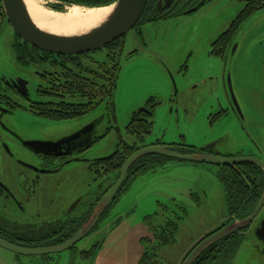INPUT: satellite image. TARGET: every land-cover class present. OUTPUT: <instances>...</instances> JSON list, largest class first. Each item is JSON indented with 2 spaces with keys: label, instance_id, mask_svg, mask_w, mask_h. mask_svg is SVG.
<instances>
[{
  "label": "rangeland",
  "instance_id": "rangeland-1",
  "mask_svg": "<svg viewBox=\"0 0 264 264\" xmlns=\"http://www.w3.org/2000/svg\"><path fill=\"white\" fill-rule=\"evenodd\" d=\"M40 1L50 9L48 2ZM244 6L245 0H211L194 13L139 24L122 41L125 46L111 112L106 101L82 119L55 122L35 116H30L31 119L17 116L12 122L13 129L25 142H46L69 136L92 120L103 119L100 130L105 135L84 152L87 160L111 156L121 142L138 149L160 141L199 150L221 139L215 151L221 156L237 155L239 146L240 158L251 150L252 144L261 150L257 154L264 158V9L252 12L232 37L219 40ZM14 38L10 25L1 28V64L9 75L18 70ZM233 43L235 48L230 52ZM105 55L104 51H98L89 59L101 61ZM130 55L134 56L128 59ZM228 79L243 115L242 121L232 114L221 119L218 116L228 104ZM151 101L155 103L151 117L153 127L150 135L140 140L129 134L126 126L132 114ZM248 143L250 145L244 147ZM10 164L21 169L13 161ZM73 164L65 167L63 173L41 176L45 183L65 184L64 193V186L55 190L41 189L40 195L45 201L42 202L43 212L49 209L52 219L66 217L62 214L72 207L70 204L78 187L87 194L96 184L89 162ZM221 171L212 165L168 160L155 172L134 178L97 227L79 242V249L96 252L85 259L74 257L70 263L138 264L151 248L144 239L153 240L151 227L159 225L161 220L151 221L150 225L144 222L145 218L154 216L163 205L170 209L178 204L185 214L178 222L176 242L158 251L157 261L181 264L204 235L227 219V194L219 179ZM113 177L102 172L98 181L108 183ZM72 194L74 197H70ZM59 195L63 196L58 201ZM245 244L232 264H264L262 253ZM56 257L59 259L55 264H69V252ZM32 261L31 257L0 248V264H39Z\"/></svg>",
  "mask_w": 264,
  "mask_h": 264
},
{
  "label": "flooded vegetation",
  "instance_id": "flooded-vegetation-1",
  "mask_svg": "<svg viewBox=\"0 0 264 264\" xmlns=\"http://www.w3.org/2000/svg\"><path fill=\"white\" fill-rule=\"evenodd\" d=\"M202 1L203 0H175L169 8L162 10L164 7V3L161 5V7H158V0L154 6L145 9V15L143 19H140L135 28L139 24H148L160 20H167L170 18H176L186 15L188 10L194 8ZM192 2L194 3V5L189 7ZM249 7H255L257 9L255 11L262 10L264 9V1L245 0V6L242 10H246ZM3 26L7 27L9 26V23L2 6V2L0 0V32ZM229 28L223 34H227L229 32ZM223 34H221V36ZM14 35L15 42L13 44V50L18 69H16V73L9 75L6 72V67L4 69L2 68L1 62L3 61L0 58V239L11 245L22 248L35 249L43 247H57L63 245L78 233V231L85 224L88 216L91 214L92 210L98 203L96 202L97 199L100 196L103 197L102 195L104 192L105 184L103 180L98 181V177H101L103 172L101 170V165L98 163L100 159L87 160L84 158V152L94 144H96L105 135V133H101L100 130V125L103 119L99 118L92 120L84 124L83 126H80L73 134L69 136H62L57 139L46 141L54 143L62 140L63 143L59 147L49 146L46 152L42 153L35 152L24 145L25 141L23 136L13 129L12 122L17 116H22L26 119H31L30 116H35L39 117L40 119L55 122L71 119L68 116L60 117L58 119L48 118V114L53 113L54 111L63 112L64 114H66V109L70 108L71 106L83 107L89 103L88 99L85 96V91H83V94H80L79 98L76 99H71L70 92L68 93V91L70 88L69 84L72 76L76 79H80V81H83V87L87 82V72H83V69L76 68L73 62L75 61L76 63L78 60L83 59L82 56L84 55L85 57L92 58L95 52L79 56L54 55L39 51L38 49L22 41L15 33ZM125 38L126 36L121 38L122 41ZM23 44H27V46L32 47L37 51H32L29 54H22L21 60L19 61L17 59L15 50L19 49V47ZM124 44L125 42H123L120 53L118 55L116 53H113L115 52L114 48L108 46L100 51H104L106 53L105 56L108 55L112 57V59L109 60L110 63H118L120 65L123 49L125 46ZM234 48L235 46L233 43L230 48V52L233 51ZM133 56L134 55H130L128 59H131ZM96 62L101 63L104 67L108 66L107 58ZM102 81L99 79L100 83L98 84L102 85ZM61 83L64 86V91L57 92L55 90V86L58 87L59 85H61ZM115 88L116 84L114 85V90ZM227 99V107L220 110V114L218 115L220 119L225 115L228 116L229 114H232V116L236 120L242 121L243 115L240 111V108L238 104V109L233 105L229 93L227 94ZM145 104L133 114H135L136 112L149 114V106H146ZM113 107L114 106L112 104V109ZM85 115L77 116L74 119H82ZM72 136L73 138H70ZM66 139L70 141H66ZM220 142H222V139L211 142L212 144L210 146L199 149L201 151L200 153H206L212 156L227 159L238 158V154L242 153V149L238 146V149H240V151L236 153L237 155L226 154L224 156H221L220 154H217V152H215ZM121 145H124L123 142L119 143L117 150L121 148ZM249 145L250 144L248 143L244 147H248ZM149 146H165L176 151V148H179L178 146H180V144L168 145L160 141H156ZM183 146L185 145H182V147ZM128 147L135 148V146ZM135 149L136 151L140 150L137 148ZM257 151L259 152L261 150L259 148H254L251 144V150H249L247 154H243L244 156L241 157L256 158L264 163V158L261 154H257ZM163 158L167 159L166 161L172 160L166 157ZM9 161H13L16 165L20 166L22 170L13 167ZM83 162H89L90 169L94 173L96 172V184L94 188L90 191V193L86 194V192H82V189L78 187V191H76L77 194L70 204V206L73 204L72 207L69 211L62 214V216L64 215L66 217L52 219V213H50L51 211L49 209H47L46 213L43 212V210H45V206L42 202L45 203V201L44 198L40 195V193H42L41 189L51 190L52 188H54L55 190L57 187L61 188L62 186H64V193L65 184L58 185V183L55 185L54 181H50V183L43 182L44 180L41 179V176L45 175V173H42L41 171L50 172L47 174L54 175L56 173L65 172V167H72V165L74 166L73 163L79 164ZM251 164L253 163H238L227 166L212 165L222 170V173L220 172L219 174V179H228V177L236 175L237 179L234 182L236 183V185L229 181L222 182V184L225 186V191L227 194V219L215 230L204 235L196 243L193 249L207 238L220 232L223 228L233 224L235 221H241L247 218L252 213L255 206L261 199L264 191V171L257 165L253 164L258 169L256 176H253L252 173L248 172V167ZM242 178H244V182L246 181V184L250 186L248 190V198L257 200L252 210L247 215H244L243 213L244 209L246 208V206H243V203L247 201V189L244 190V188L242 187L243 185L240 184V180H243ZM252 182L256 183V191H259L255 194L253 189L254 186H252L251 184ZM29 189H33L34 192H30ZM37 189H39L40 192ZM240 191L242 192V194L238 199V205L234 206L233 202H235V197H237V193H239ZM235 193L237 195H235ZM62 196L63 195H59L58 201L62 199ZM70 197H74V195L72 194ZM52 203L53 202H50V204ZM174 205L175 204H173V206ZM178 206L180 205L177 204L176 206H174V209H169L168 206H165L166 210L163 213L164 216H162L159 223L160 227H164V231H166L165 228L168 219L172 218L177 221L179 216L183 215L178 209ZM49 207L51 208V206ZM52 210H54V208H52ZM71 210L73 211L71 212ZM263 210L264 206L246 229L237 231L236 233L210 246L199 256L194 264H204L202 259L204 258V253L207 251H209L207 252L209 254H207L206 256H208L210 259L208 264H232L234 258L236 257L244 242H246L245 245L253 248L254 251L261 252L262 258L264 259ZM166 213H168L169 215H166ZM47 214H49L48 218H46ZM56 214L55 216H58ZM97 225L94 227V229L97 227ZM178 228L179 227L177 225L176 234L178 232ZM154 240L155 239L153 235V240L150 241L153 242ZM148 245H151V243H148ZM193 249L190 251V253L193 251ZM67 252H69V264H71L70 262L74 257L85 259L87 257L85 255L88 251L79 249L78 243ZM56 255L59 254L45 255L43 257H32V262L37 261L39 264H55L59 259V257L57 258ZM188 255L186 256V258L188 257ZM183 262L181 264H183Z\"/></svg>",
  "mask_w": 264,
  "mask_h": 264
},
{
  "label": "water",
  "instance_id": "water-1",
  "mask_svg": "<svg viewBox=\"0 0 264 264\" xmlns=\"http://www.w3.org/2000/svg\"><path fill=\"white\" fill-rule=\"evenodd\" d=\"M174 1L175 0H159L157 6L161 7V5L164 3V7L162 10H165L169 8ZM209 1L211 0H203L194 8L188 10L187 14H191L197 11ZM1 2L10 27L22 41L42 52L60 56H79L100 51L106 48L108 45L126 36L131 30L135 28V26L142 18L143 13L147 7L148 0H116L111 5L105 6L109 7L110 11L99 25L83 34L72 36L53 34L37 27L29 16L24 0H1ZM79 8L84 10L94 9L84 7ZM227 86L228 93L233 102V105L238 109L229 79ZM70 138H73V136ZM66 141L70 140L66 139ZM62 143V140L54 143L32 141L24 142V145L35 152L42 153L46 152L49 146L59 147ZM147 155L163 156L181 162L215 166H227L238 163H253L264 171V163L261 160L252 157L227 159L200 152L192 154H180L173 149L165 146H148L136 151L125 161L121 168L120 175L117 181L96 204L91 214L88 216L85 224L69 241L57 247H43L32 249L14 246L0 239V248L19 256L31 258L60 254L62 252L70 250L73 246L87 237L97 225L98 221L109 208L116 194L126 181L129 168L139 158ZM41 172L45 174L50 173L46 171ZM263 206L264 191L258 204L255 206L254 210L247 218L241 221H235L233 224L223 228L220 232L201 242L188 255L183 264H194L199 256L210 246L236 233L237 231L246 229L251 224L253 219L257 216V214L261 211Z\"/></svg>",
  "mask_w": 264,
  "mask_h": 264
},
{
  "label": "trees",
  "instance_id": "trees-1",
  "mask_svg": "<svg viewBox=\"0 0 264 264\" xmlns=\"http://www.w3.org/2000/svg\"><path fill=\"white\" fill-rule=\"evenodd\" d=\"M48 2L47 7L54 11L58 12H64L66 9L68 10L71 7H84V8H99V7H105L108 5H111L116 0H44ZM158 0H148L147 7L150 8L156 4ZM194 3L192 2L189 7L193 6ZM255 10H257L255 7H249L246 10H242L238 15L237 18L233 21V23L230 25L229 32L227 34H223L220 36L219 40H222V38L225 37H232L233 34L237 33L239 28L241 27L244 20ZM145 15V11L143 13V16L141 19H143ZM230 34V35H229ZM123 45L122 39H119L115 41L114 43L108 45V47L114 48L113 53H116L117 55L120 53L121 46ZM32 51H37L36 49H33L32 47L27 46V44H23L19 47V49H16V56L17 59L21 60V55L24 53H31ZM214 54V53H213ZM216 56V55H215ZM83 59L78 60L76 63L75 61L73 64L76 68L83 69V72H87V82L86 85L83 87V81H80V79H76L72 76L70 81V88L68 93L70 92L71 99L79 98L80 94H83V91H85V96L88 99V104L83 107L78 106H71L70 108H67V113L64 114L63 112H57L54 111L53 113L48 114V118H55L58 119L60 117L68 116L70 118H75L77 116L85 115L94 110L96 107L101 105L102 103L106 102L107 109L111 112L112 111V104H113V95H114V85L117 81V76L119 73V64L118 63H110L109 60L112 59L111 56H105L108 60V66L104 67L101 63L96 62L93 59H89L88 57L82 56ZM83 60V61H82ZM85 60V61H84ZM99 79L102 81V85H99ZM68 86V87H69ZM63 84L59 85L58 87L55 86V90L57 92H63ZM93 101V102H92ZM94 103V104H93ZM153 101L146 103V106H149L150 113L149 114H143L142 112H136L133 114L130 122L126 126V131L135 136L137 139L143 140L146 138V136H149L153 127V124L151 122V117L154 114L153 107H154ZM43 115V114H42ZM47 116V115H46ZM181 146V147H180ZM179 148H176V151L181 154H192V153H198L201 152L200 150L194 149L192 147H187L180 145ZM138 149V148H137ZM136 151L135 148H130L126 145H121V148L117 150L114 154L111 156L100 159L98 163L101 165V170L107 174L114 176L113 179L107 183H105L104 192L103 195L114 185V183L117 181L121 168L125 161ZM167 159L160 157V156H144L140 159H138L132 167L129 169L128 176L124 184L122 185L121 189L115 196L114 200L112 201L111 205L117 200L118 196L129 186L130 181L134 178H137L138 176L145 174L147 172H155L158 168H162L163 164L166 162ZM248 172L252 173L253 176H256L257 174V167L253 164L249 165ZM96 173V172H95ZM244 173V172H243ZM242 173V174H243ZM248 174V173H247ZM237 179L236 175L228 177V179H220L221 182L229 181L231 183H234ZM240 180V184H242L244 190H246L247 196H246V202L243 203V206H246L243 213L244 215H247L257 202L256 199L248 198L249 195V188L250 186L246 184V181ZM236 185V183H234ZM254 189V194L256 192V183H251ZM240 190V189H238ZM238 194V195H237ZM235 193L237 197H235V202H233L234 206L238 205V199L242 192ZM102 197L100 196L96 202H99ZM237 201V202H236ZM109 206V208L111 207ZM108 208V209H109ZM107 209V211H108ZM178 209L182 214H185V210L183 207L178 206ZM166 210L165 206H161V209L159 212L155 213L153 217H147L145 218L144 222H149L150 225H152V222L155 220H160L162 218L164 211ZM107 211L103 214L107 213ZM183 218L179 216L177 221L175 219H168L166 223V231H164V227H160L159 225H154L153 228L151 227L153 233H154V241L151 242L148 239H144L145 242L151 243V248H148L146 252L141 256L138 264H159L157 261V252L163 249L164 247L171 246L175 243V234L177 230L178 222L181 221ZM152 221V222H151ZM151 222V223H150ZM167 233V234H166ZM96 249V248H95ZM95 252H87L85 256L89 257L93 255ZM209 252V251H207ZM204 253L203 263L208 264L210 261L209 257L206 256L207 253ZM202 256V257H203ZM211 263V262H210Z\"/></svg>",
  "mask_w": 264,
  "mask_h": 264
},
{
  "label": "bare ground",
  "instance_id": "bare-ground-1",
  "mask_svg": "<svg viewBox=\"0 0 264 264\" xmlns=\"http://www.w3.org/2000/svg\"><path fill=\"white\" fill-rule=\"evenodd\" d=\"M29 16L40 29L64 36L80 35L99 25L109 7L81 9L72 7L65 13L47 9L40 0H24Z\"/></svg>",
  "mask_w": 264,
  "mask_h": 264
}]
</instances>
